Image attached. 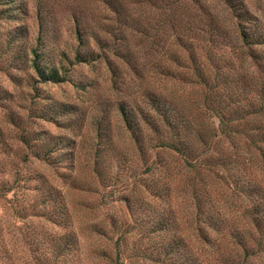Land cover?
Segmentation results:
<instances>
[{"label":"rangeland","instance_id":"obj_1","mask_svg":"<svg viewBox=\"0 0 264 264\" xmlns=\"http://www.w3.org/2000/svg\"><path fill=\"white\" fill-rule=\"evenodd\" d=\"M1 9L14 20L0 16V264H264V195L244 198L229 184L202 204L222 213L212 229L177 173L178 226L154 232L157 162H180L154 149L139 155L119 113L157 91L202 111L206 98L225 95L227 73L252 77L247 98L257 102L260 73L228 64L242 30L264 41V0H14ZM208 73L203 83L198 75ZM239 152L238 174L245 184L257 176L264 193L256 151ZM227 173L226 183L237 174ZM63 207L77 239L66 257L56 250L63 231L49 218ZM231 231L246 234L244 248Z\"/></svg>","mask_w":264,"mask_h":264},{"label":"trees","instance_id":"obj_2","mask_svg":"<svg viewBox=\"0 0 264 264\" xmlns=\"http://www.w3.org/2000/svg\"><path fill=\"white\" fill-rule=\"evenodd\" d=\"M13 4L14 0H0V8H11ZM1 12L4 13L0 16L14 20L10 11L2 10ZM243 19L244 21L247 19L245 15ZM240 40L241 47L238 54L234 55L236 61H230L232 59L228 58L230 61L228 67L237 65L241 69L243 66H249L254 69L255 74L260 73L262 79L253 82V86H257L259 89L256 92L258 94L257 102L251 97L247 98L254 92L251 83L252 77L250 79L243 73L241 78L230 81L227 73L220 76L221 89L225 95H222L223 97H220L218 102L212 99L215 95L206 98L205 102L201 104L202 111L191 110L187 98L180 101V97L172 91L167 93L157 91L155 96H148L147 99H144L145 104L141 108V105L137 108H119L123 127L125 131L131 134L130 139L139 155L145 157L148 150L154 149L153 151L156 153L169 154L172 158L171 162H180L174 166L165 161L157 162L159 179L155 181L153 186L158 187L157 185H159L155 195L160 198V201L158 203L159 208L151 212L154 215L153 220L157 221L154 223L161 227L156 229L154 226V232H167L178 226L171 201L173 176L175 178L177 173L181 176L182 189L192 191V195L190 194L191 201L196 207L198 206L197 213H201L203 223L212 229L216 224L214 218L221 216L222 213L215 206H210L204 211L201 210V207L205 201L216 202L218 198L212 194L219 192L220 187L224 184L234 186L239 196L244 198L254 196L261 198L264 195L263 183L257 176L245 184L242 180L243 175L238 174L239 164L244 163L241 162L243 157L239 152L240 147L248 151L252 149L256 151L257 156L252 158L256 169L257 171L264 169V52L258 54L254 48L264 44V41L260 42L258 37L253 39L249 30L245 29L240 32ZM248 61L249 63H247ZM209 66H211L210 61ZM33 68L43 74L35 61ZM196 69H199V65L196 66ZM198 76L203 83H208L211 78L210 73L207 74V78L204 74ZM56 77L57 73L54 72L50 79L54 80ZM237 84L239 93L235 99H232V93L230 94L229 91H234ZM151 89H148L149 93H152ZM241 99L245 101L244 106L239 102ZM213 117L217 119V124L213 122ZM147 168L150 172L151 170L154 171L156 167L148 166ZM171 169H177L176 173ZM232 170L237 174H230L231 177L226 183L220 176L228 174L227 172ZM131 198L133 197L130 196L125 201L128 211L132 209L134 204L133 201H130ZM195 201L200 204L195 203ZM49 218L53 226L63 231L64 235L58 239L56 250L58 255L66 257L74 250V245L77 243L76 235L71 229V215L63 207V209L59 208L56 215L52 214ZM222 221L220 217V222ZM231 232L230 236L238 241V247L244 248L246 234L238 235L237 231Z\"/></svg>","mask_w":264,"mask_h":264}]
</instances>
